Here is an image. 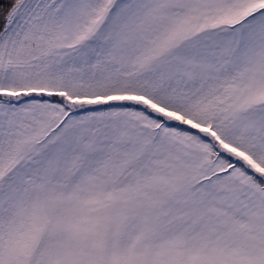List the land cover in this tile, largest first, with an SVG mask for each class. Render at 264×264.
<instances>
[{"label": "snow or ice", "instance_id": "obj_1", "mask_svg": "<svg viewBox=\"0 0 264 264\" xmlns=\"http://www.w3.org/2000/svg\"><path fill=\"white\" fill-rule=\"evenodd\" d=\"M0 264H264V0H0Z\"/></svg>", "mask_w": 264, "mask_h": 264}]
</instances>
